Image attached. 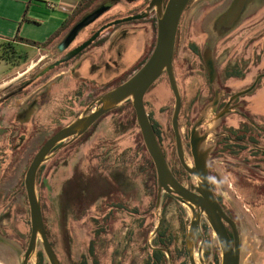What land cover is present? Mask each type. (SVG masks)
Returning a JSON list of instances; mask_svg holds the SVG:
<instances>
[{"label": "flooded vegetation", "instance_id": "af4514ba", "mask_svg": "<svg viewBox=\"0 0 264 264\" xmlns=\"http://www.w3.org/2000/svg\"><path fill=\"white\" fill-rule=\"evenodd\" d=\"M118 24L110 26L112 27L110 31L104 32V29L81 51L46 70L42 69L88 38L98 26L95 28L89 27L90 24L84 26V36L77 39L80 29L63 49H59L58 45L70 27L57 41H51L44 46L18 42L2 44L0 60L9 71L0 77V176L3 173L13 172L16 160L25 158L24 176L34 154L54 132L69 122L100 93L111 88V80H116L114 78L118 77L119 81L115 84L117 85L136 70L133 69L129 74L131 64L123 67L125 61L123 49L129 32L124 27L116 28ZM30 46L38 49L36 56H29L26 52L25 48ZM100 46L102 49L98 51ZM147 49L148 47L146 51ZM144 59H138L134 63H141ZM172 69L180 95L177 125L182 151L186 155L184 159L191 162L189 131L192 123L202 115L199 132L206 134V141L213 144L209 157V182L217 201L236 224L237 234L240 236L241 255L242 217H234L226 208L221 195L215 189L210 166L215 159L220 158V163L241 169L245 174H264V149L260 148V146L264 147V0H189L177 26ZM161 77L167 80L171 92L172 104L169 110L172 113L174 95L166 72H163L145 92L143 105L164 157L173 175L182 184L180 174L169 163L163 150L158 118H155L153 111L146 107L147 103L153 104L155 101L158 114V96H150L151 98L145 101V95L153 86L158 85ZM106 84L109 87H105ZM187 85H194L195 89L186 102V93L189 89ZM99 87L103 88L101 92ZM184 109L194 112L189 116L190 125L183 133L180 116ZM98 120L88 129L94 127ZM88 129L59 148L38 166L35 175L36 184L42 169L45 170L57 157H60ZM173 140L174 154L181 171L187 178L184 186L188 187L193 183V176L180 162L174 135ZM58 145L53 146L49 153ZM140 157L144 165V176L149 179L151 186L155 187L156 196L155 168L145 148ZM228 166H225L226 170L229 169ZM16 186H18L17 181L14 184L15 188ZM21 186L24 189L23 178ZM164 195L173 197L168 193ZM185 222L183 249L178 247L169 252L167 248L172 264H190L184 241ZM224 226L233 242L230 226L225 222ZM46 237L48 239L47 231ZM152 239L154 245L149 247V256L145 262L147 264L150 256L154 259L152 252H163L158 247L168 240L171 243L173 236L158 229ZM87 250L92 254L94 248L90 246ZM199 250L204 264L218 263L217 240L203 216L193 236L195 264H200ZM244 250L246 254L243 264H264V245L255 247L252 251L248 250V247ZM164 255L166 257L165 253ZM250 257L254 260H250ZM175 258H178L177 262ZM81 264L87 263L82 260ZM92 264H99L97 258H93ZM158 264H162L160 253H158Z\"/></svg>", "mask_w": 264, "mask_h": 264}, {"label": "rangeland", "instance_id": "374dc122", "mask_svg": "<svg viewBox=\"0 0 264 264\" xmlns=\"http://www.w3.org/2000/svg\"><path fill=\"white\" fill-rule=\"evenodd\" d=\"M148 1L98 0L91 9L100 4L113 3L89 27H99L104 20L110 21L115 16L118 18L138 12ZM153 15L151 12L149 17L143 18L152 23L149 43L151 47L148 45L145 56L140 59L147 57L154 43ZM131 22L136 21L121 22L116 28ZM84 30L81 29L77 39L84 36ZM61 36L62 34L53 42ZM5 41L0 36V58ZM25 50L32 57L38 53V49L32 46ZM130 59L132 57L124 61L123 67L128 66ZM139 64L140 62L132 63L129 74ZM8 71L7 66L0 60V77ZM117 78H114L117 81H110V86H115L119 81ZM105 87H109L108 84ZM186 87L189 88L186 93L187 102L195 87ZM102 89L99 87V92ZM150 96H158V114L155 101L153 104L147 103L146 107L158 118L163 150L185 185L187 178L174 154L169 110L172 97L167 80L161 77L158 85L147 92L145 101ZM125 102L100 117L94 127L89 128L60 157L39 173L37 191L44 226L60 264H81L82 260L92 264L93 258H97L99 264H147L145 262L149 256V247L154 245L151 232L157 222L154 212L155 187L144 176L140 154L145 147L138 126L131 119L130 108ZM193 112L186 109L182 111L180 125L183 133L190 125L189 116ZM24 165L25 158L17 159L15 170L0 176V235L22 250L25 249L30 234L28 204L25 191L21 188ZM225 166L228 165L220 163V158L215 159L210 166V175L228 211L234 217H242L243 264L245 248L252 251L253 248L264 245V174H245L241 169L232 166H228L230 172H227ZM16 181L18 186L15 188ZM192 181L194 182L193 178ZM159 213L160 223L156 230H163L173 236L168 245L169 252L178 247L183 249L184 221L189 218L188 210L173 197L164 195ZM90 246L94 248L92 254L87 250ZM36 256L35 264H48L39 245ZM119 258H123L122 261ZM177 261L178 258H175V262ZM0 264L14 263L0 261Z\"/></svg>", "mask_w": 264, "mask_h": 264}, {"label": "water", "instance_id": "95a60500", "mask_svg": "<svg viewBox=\"0 0 264 264\" xmlns=\"http://www.w3.org/2000/svg\"><path fill=\"white\" fill-rule=\"evenodd\" d=\"M188 1L189 0H149L142 10L103 23L88 38L69 50L66 54L48 63L42 69L46 70L72 57L96 39L104 29L121 22L141 19L148 16L151 12L154 13V44L144 62L123 81L103 91L83 107L69 122L54 132L30 160L23 176V187L28 204L30 224V234L27 245L25 249L22 250L0 235V261H10L14 264H28L30 260H33L31 264H35L37 259L36 248L37 245H39L49 264H59L46 237L35 180L37 168L59 148L81 135L103 114L129 100L134 111L135 123L138 126L144 147L154 164L156 174L157 189L154 212L157 215V222L151 232V236L154 234L160 221L159 210L163 194L168 193L171 194L175 200L184 205L189 213V218L185 222L184 241L190 264H195L193 236L196 226L199 225L201 216H203L205 221L209 224L217 240V264H241L240 236L237 234L236 224L217 201L209 182V157L213 144L206 141V134L199 132L202 115L192 123L189 131L191 162L184 159L186 155L182 151V141L177 125L180 95L172 69V57L179 18ZM106 8V4H100L80 16L64 35L58 45L59 49L66 47L80 29L95 20ZM163 72L167 74L168 82L174 95L171 126L177 155L182 166L194 179V182L188 187L182 185L173 175L154 135L143 105V96L145 92ZM57 144H59L58 147L49 153V150ZM260 148L264 149L262 146H260ZM224 222L228 224L232 230L233 242H231L227 234ZM158 248L166 254L167 264H172L167 248L164 246ZM198 253L200 264H204L200 255V250Z\"/></svg>", "mask_w": 264, "mask_h": 264}, {"label": "crops", "instance_id": "0c3cea01", "mask_svg": "<svg viewBox=\"0 0 264 264\" xmlns=\"http://www.w3.org/2000/svg\"><path fill=\"white\" fill-rule=\"evenodd\" d=\"M78 0H0V36L6 42H18V37L44 41L62 23L73 10ZM126 14V13H124ZM121 16V15H120ZM117 17V16H115ZM120 28H126L128 37L125 40L123 55L132 64L145 55L150 43L151 21L134 20ZM57 38V37H56ZM55 38V39H56ZM54 39V40H55ZM30 45V44H29ZM102 49L99 47L98 51Z\"/></svg>", "mask_w": 264, "mask_h": 264}, {"label": "trees", "instance_id": "16d2710c", "mask_svg": "<svg viewBox=\"0 0 264 264\" xmlns=\"http://www.w3.org/2000/svg\"><path fill=\"white\" fill-rule=\"evenodd\" d=\"M98 0H78L76 5L74 6L73 10L68 14V16L62 21V23L60 24V26L48 37L46 38L44 41H41V42H37V41H34V40H30V39H26V38H21V37H18V39L20 41H24L30 45H34V46H44V45H47L49 44L51 41H53L56 37L60 36L64 31H66L73 23L74 21L79 18L84 12L88 11L89 9H91L94 4H96ZM113 2H108L106 4L107 8H110L111 5H112ZM134 13V12H133ZM133 13H128L127 15L129 14H133ZM114 18H117V17H114ZM153 18H154V15H153ZM113 19V18H112ZM108 20H104L102 21L100 24L106 22ZM154 21H155V18H154ZM153 28L155 30V23L153 25ZM155 39V38H154ZM154 44V43H153ZM153 47V46H152ZM145 60V59H144ZM144 60L136 67V69L144 62ZM124 104H128L129 108H130V112H131V115H132V120L133 122L135 123L134 121V111H133V108L130 104V101H126ZM123 104V105H124ZM111 111V110H110ZM105 114H103L102 116H104ZM101 116V117H102ZM100 118V117H99ZM98 118V119H99ZM164 235V234H163ZM169 240L166 241L165 243L161 244V246H164L166 248H168V245H169ZM158 253H160L161 257H162V262L165 264L166 262V258H165V255L163 252L161 251H153L152 252V255H154V259L151 258L150 256V260L148 262V264H158ZM152 263H151V262Z\"/></svg>", "mask_w": 264, "mask_h": 264}]
</instances>
